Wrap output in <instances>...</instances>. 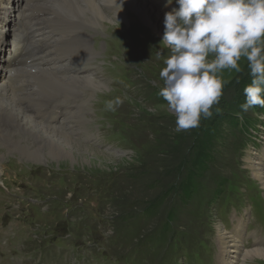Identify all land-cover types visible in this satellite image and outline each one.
I'll use <instances>...</instances> for the list:
<instances>
[{
    "label": "rangeland",
    "instance_id": "374dc122",
    "mask_svg": "<svg viewBox=\"0 0 264 264\" xmlns=\"http://www.w3.org/2000/svg\"><path fill=\"white\" fill-rule=\"evenodd\" d=\"M0 2L2 9L11 7L7 0ZM171 6L178 8L175 0ZM130 17V24L115 21L107 26L111 34L127 33L124 44L111 52L113 62L128 56L127 71L122 70L126 75L114 77L116 82L103 90L115 91L111 98L119 96L123 103L107 111L104 102V115L94 109L103 91L92 102L95 129L102 123L99 139L108 142L96 147L82 140L78 144L90 148L75 151V162L69 156L46 155L47 160L36 161L24 154H6L7 159L18 158L10 163L28 164L22 174L24 182L12 185L25 194L27 201H17V205L27 206L28 211L3 220L4 238L20 247L9 256L10 264H218L219 228L232 233L244 222L247 247L257 237L264 238V190L248 168L250 156L263 154L264 107L253 106L246 112L240 108L245 102L243 89L251 82L247 62H240V73L224 72L229 82L213 108V117L201 119L199 127L177 132L175 115L158 95L159 72L164 66L158 51L168 54L160 46L163 35L131 8ZM11 29L7 26L5 31L7 41ZM104 37H100L103 55L108 48ZM215 107L222 110L220 114ZM236 120L254 124L242 131L241 124L233 126ZM82 127L87 128L86 124ZM208 142L214 157L211 170L199 194L187 200L174 186L179 168ZM220 180L227 182L221 186ZM161 198L165 203L154 216L145 212L149 203ZM171 210L177 213V221L160 236ZM245 264H264V259H247Z\"/></svg>",
    "mask_w": 264,
    "mask_h": 264
},
{
    "label": "bare ground",
    "instance_id": "6f19581e",
    "mask_svg": "<svg viewBox=\"0 0 264 264\" xmlns=\"http://www.w3.org/2000/svg\"><path fill=\"white\" fill-rule=\"evenodd\" d=\"M21 1L7 0V7L11 5L8 9H2L0 2V264H10L9 256L20 251L4 238V218L28 211L27 206L17 205V201H27L25 194L12 189L14 183L24 182L22 174L28 164L22 160L10 163V159L18 158L7 159L6 154H24L36 161L46 155L56 159L69 156L75 162V151L90 148L78 144L82 140L96 147L107 143L99 139L103 124L98 123L95 129L92 102L97 92L110 89L109 83L116 82L114 77L126 75L122 70L127 71L128 62V56L117 62L111 60L112 49L124 44L127 33L111 34L108 22L130 24L131 8L153 31L163 35L165 13L172 11L171 5L165 6L167 0ZM16 19L23 22L25 32L18 31L7 41V26L13 33ZM103 36L108 47L104 55L100 42ZM106 92L98 94L94 107L97 114H106L104 102L115 93ZM85 124L87 128L82 127ZM263 155L264 148L263 154L250 156L248 168L264 190ZM244 227L240 221L232 233L219 228L218 264L264 259L263 236L247 247Z\"/></svg>",
    "mask_w": 264,
    "mask_h": 264
},
{
    "label": "clouds",
    "instance_id": "9594fccd",
    "mask_svg": "<svg viewBox=\"0 0 264 264\" xmlns=\"http://www.w3.org/2000/svg\"><path fill=\"white\" fill-rule=\"evenodd\" d=\"M173 0H167L171 5ZM178 8L165 13L160 41L168 49L159 72L158 95L176 117V131L199 127L213 117L226 83L224 72L240 73L247 62L251 82L244 89L246 112L264 107V0H175ZM123 103L105 101L107 111ZM222 110L215 107V113ZM239 116L240 113H237Z\"/></svg>",
    "mask_w": 264,
    "mask_h": 264
},
{
    "label": "trees",
    "instance_id": "16d2710c",
    "mask_svg": "<svg viewBox=\"0 0 264 264\" xmlns=\"http://www.w3.org/2000/svg\"><path fill=\"white\" fill-rule=\"evenodd\" d=\"M242 86L245 85V83H241ZM253 121L248 120V123H237V120L234 123V127H237L238 125H242L241 130L244 131L246 129V126L250 124H254ZM245 127V129H244ZM249 133L246 132V135ZM209 146H211V143L208 142L206 146H202L198 149V151L192 155L190 162V165L187 166V163H182V166L179 168L180 175L178 177V182L174 186H179V189L181 190L183 197L187 200H192L194 197H196L201 188H202V181L204 180L205 176L208 174V172L211 170V162L214 160V157L209 150ZM187 166V167H186ZM186 169V175H182L183 171ZM227 181L220 180L219 184L223 186ZM152 202V201H151ZM164 198H161L159 201L155 203H149L148 207L146 208L145 212H148L150 215H155V210L159 207V205H164ZM126 205L123 204L122 207ZM127 214V213H126ZM125 214V216H126ZM167 222L164 224V228L160 231V236H163L164 233L170 232L169 226L172 225L175 221H177V213L173 210H171L167 214Z\"/></svg>",
    "mask_w": 264,
    "mask_h": 264
}]
</instances>
